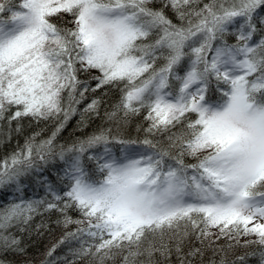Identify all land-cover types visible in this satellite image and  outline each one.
Masks as SVG:
<instances>
[{"label": "snow or ice", "instance_id": "snow-or-ice-1", "mask_svg": "<svg viewBox=\"0 0 264 264\" xmlns=\"http://www.w3.org/2000/svg\"><path fill=\"white\" fill-rule=\"evenodd\" d=\"M24 118L51 128L0 159V264L44 213L75 228L42 264H227L222 239L264 264V0H0L8 139Z\"/></svg>", "mask_w": 264, "mask_h": 264}, {"label": "trees", "instance_id": "trees-1", "mask_svg": "<svg viewBox=\"0 0 264 264\" xmlns=\"http://www.w3.org/2000/svg\"><path fill=\"white\" fill-rule=\"evenodd\" d=\"M207 2V0H205ZM171 16L172 14L169 13ZM174 19V17H173ZM230 42H234V38L230 40ZM95 74V73H93ZM88 74H83L81 79L87 78ZM94 85V81L92 82ZM119 92L115 89H104L95 93V96L102 97L103 104L101 107V115H103V111L105 108H110L112 104H115L119 100ZM89 99L93 98V94L91 92L88 93ZM79 117L74 118L66 130L61 134L59 143H64L65 141L70 142L75 139L77 136L82 134L81 130L77 129L76 124ZM142 122V118H137L135 122L126 126L124 130L120 132V135L124 138H144V133L137 131V124ZM15 123L13 122L12 128H15ZM23 132L20 134L15 133L14 131L11 133V139H8V128L6 122H0V159L7 156L13 150H15L17 144L23 145L24 140L27 136H30L33 132H40L41 138L46 137L50 134V124H46L45 122H40L37 124L35 121H32L30 118H24L22 121ZM102 121L98 118H94L89 126L83 129V132L91 133L93 132L99 125H101ZM106 127L113 128V134H116V129L114 125H105ZM187 162H194L192 160H188ZM54 175V174H53ZM37 196H42L43 191H39L36 193ZM33 191L29 190L26 192V197H32ZM74 218L77 217L76 213H71ZM56 216L49 215L48 213H44L43 215H37L34 217L32 221V229L28 232L22 233L23 237V247L25 249L24 255H8L5 260L6 264H42L46 260V252L58 241L61 239L62 235L65 231L74 230L75 226H71L69 229H64L63 227H59L55 224ZM43 224L44 226L37 229V225ZM228 241L220 240L214 247H224V252H218L215 256V260L218 262L221 257H224L227 261V264H258L255 258L246 257L247 253H251L257 246L252 245L249 247L242 246H234L228 248ZM69 247H79L78 242L73 241L71 244H63L60 245L54 255L53 259L56 257H68V259H72L68 256ZM239 257H246V259L241 262ZM213 259V253L209 249L204 257L205 264H208L209 260ZM76 264H87L86 261L77 260ZM108 264H120V258L117 257L115 261H109Z\"/></svg>", "mask_w": 264, "mask_h": 264}]
</instances>
